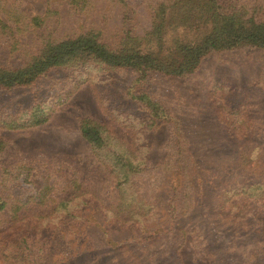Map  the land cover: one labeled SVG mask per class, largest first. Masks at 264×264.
I'll return each instance as SVG.
<instances>
[{
	"label": "rangeland",
	"instance_id": "1",
	"mask_svg": "<svg viewBox=\"0 0 264 264\" xmlns=\"http://www.w3.org/2000/svg\"><path fill=\"white\" fill-rule=\"evenodd\" d=\"M89 1L83 11L67 0L18 3L28 15L44 16L49 8L56 39L92 25L117 32L122 5ZM147 13H140L142 27L151 22ZM16 36L20 43L12 55L11 41L0 47V60L11 66L26 64L40 46L31 30ZM138 77L132 69L93 60L68 65L51 88L61 96L50 89L42 100L51 111L47 122L0 127L6 141L0 152V194L10 201L4 224L16 221L21 210L24 222L55 231L85 225L91 254L81 250L80 236L66 243V251L85 254L81 264H90L91 257V264H264V48L213 51L181 77ZM145 89L164 110L159 125L134 98ZM9 97L24 95L16 91ZM8 98L0 96V102ZM83 118L103 126L104 147L94 149L82 136ZM115 143L151 164L144 172L142 206L120 205L117 180L105 160L111 146L119 147ZM178 159L189 162L186 173L174 163ZM15 174L27 178L24 187L11 188ZM233 213L238 217L232 222L228 215ZM249 220L253 225L242 224ZM133 227H141V238L124 242Z\"/></svg>",
	"mask_w": 264,
	"mask_h": 264
},
{
	"label": "trees",
	"instance_id": "2",
	"mask_svg": "<svg viewBox=\"0 0 264 264\" xmlns=\"http://www.w3.org/2000/svg\"><path fill=\"white\" fill-rule=\"evenodd\" d=\"M114 1L123 7L117 32L112 33L103 24L92 25L85 31L56 39L53 37L56 25L49 19V8L44 16L28 15L20 9L19 0L9 5L5 0H0V47L11 41L9 55H12L20 43L17 33L30 30L37 33L40 42L26 64L11 66L7 61L0 60V96L7 99L9 94L16 91H22L24 95L22 99L10 100L9 97L8 101L0 102L1 128L21 129L47 122L51 111H45L42 100L56 86L61 69L68 65L79 63L80 66L93 60L109 68L132 69L138 72V80L144 81L157 75L172 78L189 75L213 51L243 45L264 48V0ZM67 2L78 11H83L90 1ZM4 6L14 16L8 15ZM142 10L147 11L151 19L149 25L143 27L139 19ZM52 11L56 12L54 9ZM3 12L6 13L5 17L2 16ZM51 90L54 91L53 96H61L56 89ZM134 98L159 125L164 113L160 102L146 89L135 93ZM80 130L94 149L107 144L103 126L91 119L83 118ZM115 144L119 147L111 146L112 154L105 160L117 180L120 205L128 209L133 203L142 206L146 202L142 192L147 180L144 172L151 168V164L147 157H133L122 144ZM5 146L6 141L0 136V152ZM174 163L179 164L178 168L184 173L189 169L187 160L180 162L178 159ZM30 167L35 168L33 165ZM16 176L12 179L15 185L11 188L18 185L24 187L27 178L24 175L21 178ZM227 192L225 190L224 193ZM9 203V198L0 194V264H81L79 261L85 254L66 251L68 240H79L78 236L81 237V250L90 254L93 251V245L87 241L89 233L85 232L83 224L71 226L70 229L73 227L74 230L64 226L66 229L63 227L64 230L60 231L59 226L55 231L53 226L44 228L24 222L20 216L23 211L20 210L16 214L18 219L5 225L3 211L9 207ZM237 217L236 213L228 215L232 222ZM247 222L242 224L253 225L252 221ZM133 229L124 242L141 238V227ZM255 231L259 235L263 230L257 227ZM109 237L106 239L112 240ZM254 259L258 260V257ZM92 260L95 261L91 257L88 263L91 264Z\"/></svg>",
	"mask_w": 264,
	"mask_h": 264
}]
</instances>
